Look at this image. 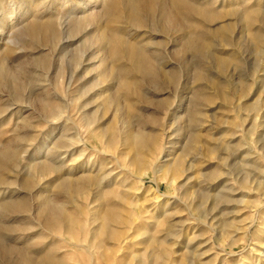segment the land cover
Returning <instances> with one entry per match:
<instances>
[{
	"label": "rangeland",
	"instance_id": "rangeland-1",
	"mask_svg": "<svg viewBox=\"0 0 264 264\" xmlns=\"http://www.w3.org/2000/svg\"><path fill=\"white\" fill-rule=\"evenodd\" d=\"M0 264H264V0H0Z\"/></svg>",
	"mask_w": 264,
	"mask_h": 264
}]
</instances>
